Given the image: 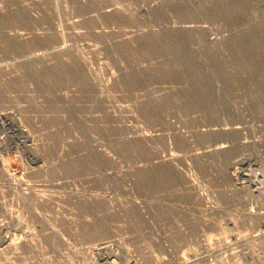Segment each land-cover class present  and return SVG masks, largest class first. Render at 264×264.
<instances>
[{
	"label": "rangeland",
	"instance_id": "rangeland-1",
	"mask_svg": "<svg viewBox=\"0 0 264 264\" xmlns=\"http://www.w3.org/2000/svg\"><path fill=\"white\" fill-rule=\"evenodd\" d=\"M262 82L264 0H0V264H257Z\"/></svg>",
	"mask_w": 264,
	"mask_h": 264
},
{
	"label": "bare ground",
	"instance_id": "bare-ground-1",
	"mask_svg": "<svg viewBox=\"0 0 264 264\" xmlns=\"http://www.w3.org/2000/svg\"><path fill=\"white\" fill-rule=\"evenodd\" d=\"M11 15V14H10ZM14 16V15H13ZM10 17V16H9ZM12 18V17H11ZM18 19L21 21V19L22 18H19L18 17ZM18 20V21H19ZM181 29V31H196V30H200L201 28L200 27H198V26H191V25H188V26H184V27H182V28H180ZM203 29V28H202ZM201 29V30H202ZM262 83H264V82H262ZM263 89H264V85H263ZM211 106V105H210ZM208 108V107H207ZM209 110V109H208ZM222 129V128H221ZM224 131H225V129H224ZM234 131L235 132H237V131H239L238 130V127L237 128H235L234 129ZM208 133V132H207ZM229 142H231V141H229ZM219 143V142H218ZM229 151V150H228ZM225 152H227V147L225 146V145H218V146H216V147H214V153H225ZM218 156V155H217ZM162 161V160H161ZM163 163V162H162ZM4 166H6L7 167V164H4ZM6 169H8V168H6ZM5 170V169H4ZM166 172V171H165ZM8 173V172H7ZM6 173V174H7ZM9 175V174H8ZM147 179H148V177H147ZM161 181V180H160ZM157 182V181H156ZM163 184V183H162ZM241 184V183H240ZM27 195V194H26ZM32 196V198H36V197H33L34 195H31ZM40 196V195H39ZM39 196H37V197H39ZM32 226H34V225H32ZM47 226V225H46ZM49 226V225H48ZM25 232V231H24ZM26 235V234H25ZM26 237L28 238V240H26V242L27 243H22V240L21 241H18V242H14V241H12V240H9V242L8 243H3V248L2 249H0V254H6V256L7 257H4L3 256V259H5V260H12V261H14V262H16V261H19L20 259H22V258H24V256H26L27 257V259L28 260H30V259H33L34 261H35V259H36V261L38 260V261H42L43 260V257L42 256H40L41 254H39V256H37V254H36V252H37V248H40V246L39 245H37L36 243H34V242H32V240H33V234L31 235V233L30 234H28V235H26ZM6 237L5 236H3V237H1V239L3 240V239H5ZM254 239V238H253ZM254 240H258V243L256 244V245H258L257 246V248L254 250L256 253H261L262 254V256H260V258H261V260H258V263L257 264H264V235H260V236H258V237H256V239H254ZM1 247V246H0ZM101 249V248H100ZM254 253V252H253ZM255 253V254H256ZM36 255V256H35ZM244 255H246V256H248L249 255V252H246V253H244ZM254 254H252V256H253ZM258 259H259V257H258ZM31 264H33V263H31ZM37 264V263H36ZM245 264H248V262H246Z\"/></svg>",
	"mask_w": 264,
	"mask_h": 264
},
{
	"label": "built area",
	"instance_id": "built-area-1",
	"mask_svg": "<svg viewBox=\"0 0 264 264\" xmlns=\"http://www.w3.org/2000/svg\"><path fill=\"white\" fill-rule=\"evenodd\" d=\"M260 235H264V231H261V232H260ZM260 235H259V236H260ZM257 237H258V236H257Z\"/></svg>",
	"mask_w": 264,
	"mask_h": 264
}]
</instances>
